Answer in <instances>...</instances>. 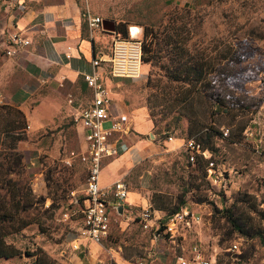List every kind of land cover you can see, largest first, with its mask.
<instances>
[{
    "label": "rangeland",
    "instance_id": "1",
    "mask_svg": "<svg viewBox=\"0 0 264 264\" xmlns=\"http://www.w3.org/2000/svg\"><path fill=\"white\" fill-rule=\"evenodd\" d=\"M82 1L89 11L103 12L105 18L125 26L155 29L154 54L141 61L140 74L129 85L136 101L147 108L156 148L123 178L129 188L142 182L148 200L156 191L168 209L186 205L199 213L198 221L184 225L170 239L156 230L165 210L150 215L153 223L146 227L140 206L115 212L101 242L107 254L99 264H114L121 257L128 262L141 258L144 264H170L176 255L189 257L193 244L213 264H264V221L257 212L264 211V0ZM177 25L182 27H171ZM169 32L175 43L165 42ZM186 55L195 63L206 58L202 82L190 71L187 78H173V63ZM26 129L27 124L23 140ZM207 133L218 186L206 180L205 161L198 155L189 160L181 144L189 137L201 143ZM21 143L16 148L24 154V165L9 175L26 179L36 201L12 220L0 216V232L20 250L13 257L19 264H31L30 253L41 247L61 264H85V255L71 247L81 222L75 199L81 195L86 168L82 160L70 156V150L81 146L74 143L68 152L61 148L53 156L47 149L30 164ZM12 144L10 134L0 135V159L8 152L6 163L14 160ZM31 167L41 172L39 176ZM4 192L0 188V194ZM145 207L153 212L149 204ZM225 207L243 232L226 219ZM233 241L235 249L230 246Z\"/></svg>",
    "mask_w": 264,
    "mask_h": 264
},
{
    "label": "crops",
    "instance_id": "2",
    "mask_svg": "<svg viewBox=\"0 0 264 264\" xmlns=\"http://www.w3.org/2000/svg\"><path fill=\"white\" fill-rule=\"evenodd\" d=\"M10 1L0 0V102L23 111L28 126L26 139L20 140L21 148L23 146L28 153L30 164H35V157L47 149L53 156L61 148L69 151L74 143L83 148L84 129L71 118L70 109L73 105H85L91 99V89L82 80L81 73L93 68V57L105 56L114 31L102 24L89 28L87 12L102 19L105 15L89 11V5L82 0H25L23 9L12 7ZM106 18L115 24L113 18ZM127 32L140 34L141 27L128 24ZM14 38H26L28 42ZM7 49L11 52L7 53ZM95 68L108 89L109 116L104 122L109 123L113 117L123 119V130L114 132L113 136L127 145L125 151L101 160L98 182L107 188L114 179L123 178L141 157L151 154L156 144L150 133L152 122L147 108L136 101L129 85L136 77L112 76L108 63L103 60ZM66 151L64 156L69 158ZM30 171L36 176L41 173L33 167ZM107 200L116 201L110 193ZM126 200L128 204L123 205L119 214L149 204L144 184L128 187ZM110 214H115L113 209ZM80 225L81 222L71 240L78 245L73 249L85 255V264L103 262L107 248L79 236ZM128 263L121 257L114 264ZM0 264H19V261L15 257H2Z\"/></svg>",
    "mask_w": 264,
    "mask_h": 264
},
{
    "label": "built area",
    "instance_id": "3",
    "mask_svg": "<svg viewBox=\"0 0 264 264\" xmlns=\"http://www.w3.org/2000/svg\"><path fill=\"white\" fill-rule=\"evenodd\" d=\"M10 4L12 7L23 9L25 0H11ZM85 16L89 28L100 26L102 18L99 15L87 12ZM14 40L28 42L26 38H14ZM6 52L10 53L11 50L7 49ZM101 60L108 63V70L112 76L137 77L140 74L141 66V33L135 35L127 33L124 37L118 34L112 36L110 47L105 56L102 57V54H99L93 57L91 60L93 68L81 73L82 80L91 89V99L85 105H73L70 109L71 118L84 129L85 141L80 150H70L71 157H77L86 164L84 186L79 199H75L81 219L78 235L97 243H101L108 235L112 216L110 209L115 212L114 205L121 204L123 207L124 204H128L126 200L128 187L124 178L114 179L107 188L101 187L98 182L102 158L117 155L127 149L126 143L121 138L113 136L114 132L123 130V119L113 117L108 125L103 124L109 116L107 111L109 96L101 74L95 68ZM68 101L71 102V97L68 98ZM222 133L226 134L227 129H223ZM168 139H172V137L168 136ZM181 144L188 151L189 160H193L196 154L208 159L205 178L211 185L218 186L220 184L219 172L215 169L213 161L209 159L210 151L202 148L200 143L191 137L183 140ZM107 193H110L116 201L110 203L107 200ZM139 215L143 220V226L146 227L153 223L150 216L152 213L147 207H143L139 211ZM198 220L199 213L183 205L166 215L161 222L162 232L171 239L180 232L184 225ZM77 246L76 242L71 243L72 248H77ZM230 246L233 249L237 248V241H233ZM190 251L189 257L182 254L176 255L170 264H213L211 258L202 254L196 244L192 245ZM128 264L144 263L141 258H138Z\"/></svg>",
    "mask_w": 264,
    "mask_h": 264
},
{
    "label": "trees",
    "instance_id": "4",
    "mask_svg": "<svg viewBox=\"0 0 264 264\" xmlns=\"http://www.w3.org/2000/svg\"><path fill=\"white\" fill-rule=\"evenodd\" d=\"M159 24V23H158ZM173 29H180L182 25H177L176 27L171 26ZM114 34H118L120 36H126L127 35V26L120 22H115L114 24ZM155 29L152 27H148L146 25L143 27V30L141 31V61H149L152 58L153 50L151 49L152 44H156L158 40L156 39ZM148 36V38H147ZM177 40L173 37L172 33L169 32L165 36V42H172L175 43ZM179 54L182 56L184 53L182 51H179ZM206 58L200 59L198 63H195L194 60L188 55L185 57H180L176 59V61L173 63L174 72H176V75L174 73L173 78L179 79V78H187V74L195 73V80H200L201 82L205 79V74L207 72L206 70ZM181 72V73H180ZM10 114V117H8ZM0 135H11V140L13 142L12 147L14 151L12 152L14 160L12 163H6L3 159L6 160V156L8 155V152H5L2 154V159H0V188H4L5 192L3 194H0V216H3L4 219H10V217H13V215H18V212L20 210L24 211L28 209L30 206H32V203L36 201L35 196L32 192L30 184L27 182L26 179H20L15 178L12 179L10 177L11 172L19 173L20 170H22V167L24 165V154L22 151L16 148V144L19 140L24 138V127L26 125V119L23 111L12 104H1L0 105ZM209 134L207 133L202 138L201 143L200 139H195L197 142L200 143L202 148H206L209 150L207 146ZM210 151V150H209ZM199 156L200 159L205 161L207 164L206 158L202 157L199 154H196V156ZM194 157V159H195ZM193 159V160H194ZM209 159H211L209 157ZM212 160V159H211ZM86 168V164H85ZM206 168V165H205ZM206 171V169H205ZM205 174V173H204ZM207 180V179H206ZM208 181V180H207ZM209 182V181H208ZM79 199V198H77ZM161 200V195L158 194L156 191L152 192V195L149 198V206L151 207L152 215H158L157 212L165 210V213L163 214V220L166 217V215L176 211L180 207L177 205H174L170 207L169 209L166 206H163L159 201ZM258 216L262 221H264V211L258 210ZM233 213L231 210L227 207L224 208V215L226 219L231 223V225L237 229L240 232H243L242 225L239 223V221L232 215ZM162 220V221H163ZM156 230L162 231V225L158 227ZM166 234V233H164ZM257 234H259L257 232ZM20 253V250L13 245L12 243L5 240V233L0 232V258H10L14 255H17ZM30 255L33 256V259L31 261V264H61L58 261H56L53 257H51L44 249L41 247H36L34 251L30 253Z\"/></svg>",
    "mask_w": 264,
    "mask_h": 264
},
{
    "label": "water",
    "instance_id": "5",
    "mask_svg": "<svg viewBox=\"0 0 264 264\" xmlns=\"http://www.w3.org/2000/svg\"><path fill=\"white\" fill-rule=\"evenodd\" d=\"M105 22H109L110 24L108 26H106L103 24ZM101 24L103 27H106V28L108 27L109 29L114 30V22H113V20H111L109 18H103L101 20ZM114 207H115V212H117L119 214L121 212V208H122L121 204H116V205H114Z\"/></svg>",
    "mask_w": 264,
    "mask_h": 264
}]
</instances>
